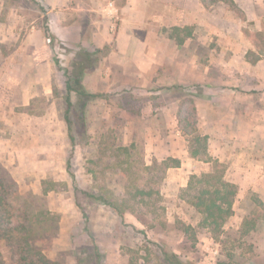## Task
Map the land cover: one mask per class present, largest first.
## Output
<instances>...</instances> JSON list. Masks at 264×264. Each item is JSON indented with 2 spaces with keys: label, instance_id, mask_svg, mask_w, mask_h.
Wrapping results in <instances>:
<instances>
[{
  "label": "rangeland",
  "instance_id": "374dc122",
  "mask_svg": "<svg viewBox=\"0 0 264 264\" xmlns=\"http://www.w3.org/2000/svg\"><path fill=\"white\" fill-rule=\"evenodd\" d=\"M202 1L205 8L222 2L234 11L244 20L243 35L262 48L264 54V29L257 32L234 0ZM42 14L32 0H0V142L1 147L9 146L11 151L10 157L0 161L16 180L24 205L37 216L33 226L36 248L52 264H82L77 255L93 250L90 229L103 264H161L157 245L164 243L183 261L193 264H264V203L258 202V199L264 202V188L240 190L238 187L233 214L219 231L212 232L200 224L202 215L180 196L181 187L195 174L189 171L190 160L185 161V174L177 169L169 172V168L161 165L169 157V137L177 130L181 132L177 117L181 103L193 98L196 106L197 95L203 93L202 85L228 86L231 78L220 73L215 78L187 74L182 82L173 81L162 75L174 73L175 64L168 60L154 79L134 78L118 73L116 65H110V57L115 53L111 46H104V52L97 55L100 56L97 65L87 70L84 81L88 90L105 96L91 100L85 112L78 102L71 112L76 146L68 168L70 138L64 120L65 76L56 67L51 49L40 56L42 63L37 71L43 76L26 79L34 85L39 83V92L30 104L23 105L19 85L4 76L23 69L26 60L18 49L22 40L40 29ZM81 19L89 23L90 16L83 15ZM191 27H171L164 32L171 39L170 47L181 58L197 49L199 63L205 64L213 47L196 46V40L202 36L205 41L207 35L206 32L193 34ZM189 36L193 44L184 47L181 40ZM43 39L47 42L44 35ZM81 48L85 49L79 44L76 50ZM58 56L63 67H71L72 53H58ZM238 78L244 87L255 82L247 76ZM16 81L24 79L19 77ZM45 86L51 87L50 94H46ZM208 95L214 96L212 92H204L205 97ZM73 100L77 102L75 94ZM196 118L201 134L197 114ZM241 127L259 137L264 156V126L253 128L244 122ZM15 146L20 147L19 153H12ZM221 162L228 166L225 160ZM178 176L181 178L176 179ZM75 185L92 192L106 187L122 204L131 199L138 187H146L153 193L149 197L151 206L127 210L121 218L109 205L77 193ZM187 225L192 226L191 232L185 231ZM1 251L8 264H12V250L2 244Z\"/></svg>",
  "mask_w": 264,
  "mask_h": 264
},
{
  "label": "crops",
  "instance_id": "0c3cea01",
  "mask_svg": "<svg viewBox=\"0 0 264 264\" xmlns=\"http://www.w3.org/2000/svg\"><path fill=\"white\" fill-rule=\"evenodd\" d=\"M42 2L47 7L51 29L66 47L76 50L79 44L85 49L90 46L103 48L109 45L115 53L110 57V65H116L118 73L129 74L134 78L154 79L161 66L168 60L169 63L175 64L174 73L164 72L162 75L173 81L182 82L187 74L195 78H215L218 73L228 75L231 78L228 86L202 85L203 93L196 97L198 126L201 134L208 135V154L220 161L225 160L228 164L225 173L227 180L237 184L240 190L259 189V186L264 188V156L261 155L260 139L241 127L244 122L253 128L260 129L264 126V106L260 105L261 102L264 103V54L262 48L243 35L241 27L244 20L237 17L234 11L222 2H219L221 5L212 4L205 8L202 0ZM110 2L114 3V9L109 7ZM234 2L242 9L257 32H262L264 0ZM83 15L90 16L87 36L82 26ZM175 26H193V34L206 32L207 39L204 41L202 36L199 37L196 46L200 44L213 47L206 62L208 64L199 63L197 49L187 57L181 58L177 50L170 47L171 39L164 31ZM193 41L192 36H189L182 40V45L187 47L192 45ZM48 50L43 32L35 29L28 38L22 40L18 49L24 57L23 60H26L22 64L21 72L10 71L4 75L16 86L19 85L23 105L30 104V100L39 92V83H35V86L26 79L33 75L43 76L37 71V67L42 63L40 56ZM108 69L110 70V67ZM181 70L185 72L182 73ZM239 76L254 78L255 82L252 86H241ZM19 77H23L24 81H16ZM45 92L50 94L51 87L45 86ZM204 92H212L213 98L209 95L205 97ZM187 142L179 130L169 137L168 156L181 160V165L169 168V172L171 169H177L181 174H185V161L188 160L191 166L189 171L192 173L199 175L211 171L212 162L189 155ZM1 143L0 159L6 160L11 151L9 146L1 147ZM31 147L33 150L35 144ZM19 149V146H15L12 153H19ZM178 171L176 173L179 174Z\"/></svg>",
  "mask_w": 264,
  "mask_h": 264
},
{
  "label": "trees",
  "instance_id": "16d2710c",
  "mask_svg": "<svg viewBox=\"0 0 264 264\" xmlns=\"http://www.w3.org/2000/svg\"><path fill=\"white\" fill-rule=\"evenodd\" d=\"M32 1L37 4L43 13L40 30H42L47 44L53 52V60L56 67L59 70H63L65 76L64 120L69 129L70 153L67 158V166L70 168L71 158L74 155L76 146L70 114L78 107V102L82 112H85L86 106L91 100L105 96V94L88 90L84 81L87 70L97 65L100 58L97 55L103 53L104 48L93 46L92 49L81 48L80 50H74L66 47L51 29L47 7L42 0ZM119 6L121 5L119 4ZM82 24L83 30H86L88 21L85 23L82 21ZM174 29H179V27L175 26ZM64 52L73 54L70 68L63 67L60 62L58 53ZM54 88L56 90L57 87ZM73 94L77 96V102L73 100ZM196 112L195 99H185L178 109V127L188 141L189 155L193 158L212 162L213 170L199 175L191 174L188 184L185 187H181L180 196L202 215L200 224L209 228L212 232H216L220 230L234 212L233 205L238 194V185L225 178L226 164L219 159L212 158L208 154V135H202L198 132ZM154 165H158V162L155 161ZM161 165L165 169L179 167L181 160L169 156L163 159ZM75 191L77 193L82 192L91 199L109 205L118 212L121 218H124L127 210H135L143 206L150 207L149 197L153 194L146 187H138L131 194V199L126 200L129 203L132 201V203L122 204L115 197V194L106 187H101L99 192H92L80 189L75 185ZM22 197L23 195L18 190L16 180L0 161V264H8L7 257L1 251L2 244L6 247L8 246L10 251L12 250V264H52L46 254L34 245L35 233L33 232V226L37 223V216L24 205ZM258 202L261 205L264 203L261 199H258ZM79 206H81L80 203ZM84 215L87 216L86 213ZM191 229V225L185 227L186 232H191ZM88 231L93 250L90 253L85 252L82 256L78 254L77 258L82 264H89V262L103 264L102 253L95 236L90 229ZM157 249L161 264H193L191 261H183L171 246L166 243L158 244ZM134 264L137 263L135 262Z\"/></svg>",
  "mask_w": 264,
  "mask_h": 264
},
{
  "label": "built area",
  "instance_id": "2783aa9c",
  "mask_svg": "<svg viewBox=\"0 0 264 264\" xmlns=\"http://www.w3.org/2000/svg\"><path fill=\"white\" fill-rule=\"evenodd\" d=\"M109 7H110L111 9H114V8H115L114 3H113V2H110V3H109ZM113 15H114V14H113Z\"/></svg>",
  "mask_w": 264,
  "mask_h": 264
}]
</instances>
